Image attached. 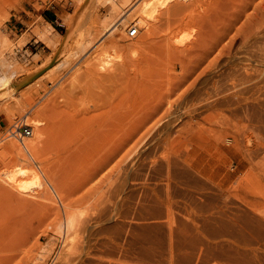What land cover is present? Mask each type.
Masks as SVG:
<instances>
[{
    "label": "rangeland",
    "instance_id": "374dc122",
    "mask_svg": "<svg viewBox=\"0 0 264 264\" xmlns=\"http://www.w3.org/2000/svg\"><path fill=\"white\" fill-rule=\"evenodd\" d=\"M112 1L0 0V264H264V0L169 13L165 68L169 14Z\"/></svg>",
    "mask_w": 264,
    "mask_h": 264
},
{
    "label": "bare ground",
    "instance_id": "6f19581e",
    "mask_svg": "<svg viewBox=\"0 0 264 264\" xmlns=\"http://www.w3.org/2000/svg\"><path fill=\"white\" fill-rule=\"evenodd\" d=\"M115 1V0H114ZM114 1H112L113 2V5L112 6H114L115 7V3H114ZM124 0H122V2H123ZM126 1V3L127 2H129L130 0H125ZM124 1V2H125ZM138 2V1H137ZM120 3V2H119ZM133 3V2H132ZM197 3H198V1H197ZM200 3V2H199ZM115 4V5H114ZM125 4V3H124ZM123 4V5H124ZM194 4H195V0H141V3H139V7L137 8V16H138V18H137V24L139 25V27L141 28V27H146V29H147V32H148V30L151 28L150 26L153 24V22H152V19L154 18V16H156V15H154L155 13L156 14H159V15H161L162 13H164V14H166V15H168L169 13H172V11H180V10H183L184 11V9H187V8H190L192 5L194 6ZM136 5V4H135ZM138 6V4L135 6V7H137ZM259 6H260V4H259ZM194 8V7H193ZM193 8H191V10L193 9ZM258 8V7H257ZM261 8H262V6H261ZM131 9V8H130ZM133 10V9H132ZM188 10V9H187ZM190 10V11H191ZM189 11V10H188ZM76 12V11H75ZM187 12V11H186ZM192 12V11H191ZM191 12H188V13H186V14H184L183 12V14H182V16L180 17H172L173 15L172 14H169V16L166 18V23L164 24L165 25V27L164 28H162V29H160V27H158V29L159 30H157V31H159V32H162V35L160 36V40H158V42L156 41V43H158L157 44V46H156V44L154 45L155 46V50L153 51V57H154V59H156L157 58V60H159L158 62H159V66H161V65H163V67L165 68L166 66H167V62H169V60H168V58H170V56L171 55H173V54H176V53H178V52H183V51H186V47L188 46V42H187V40H186V38L184 37H181V36H179L178 34H180L181 33V31H179L180 29H181V27H184L183 25H181V24H183V21L184 20H189V18H188V16H190V15H192L191 14ZM126 13V12H125ZM179 14H180V12H178ZM178 14V15H179ZM124 15L125 14H123L122 16L124 17ZM170 15H172L171 17L172 18H176V19H174V20H171L172 18L170 17ZM73 16V15H72ZM74 17H76V16H74ZM73 17V18H74ZM157 18H158V16H157ZM186 18V19H185ZM191 18V17H190ZM262 19H264V16H262L261 17ZM260 18V19H261ZM156 19V18H155ZM155 19H153V20H155ZM193 19V18H192ZM123 20V19H122ZM157 20V19H156ZM66 23H67V31H66V34H65V36L68 38V37H70V35L71 34H73V33H71V31H72V28H74L72 25H73V22H72V20L69 18H66ZM164 22V21H163ZM190 22V21H189ZM193 22V21H192ZM117 23V21L116 22H114V24L113 25H111V28H109L110 30L111 29H114L115 28V24ZM185 23H186V21H185ZM185 23H184V25H185ZM162 24V23H161ZM163 25V24H162ZM181 25V26H180ZM131 26V27H130ZM135 27V28H137V26L136 25H129L128 26V28H127V35H128V37H134V36H130L129 34H128V32H129V29H131L132 27ZM153 26V25H152ZM156 26V25H155ZM159 26H161V25H159ZM179 26H180V29L178 30L180 33H177L178 31H177V28H179ZM130 27V28H129ZM156 28V27H155ZM137 30H138V28H137ZM74 31V30H73ZM191 31V30H190ZM158 33V32H157ZM189 33H191V32H189ZM188 33V34H189ZM35 34H37V36H39L40 34L38 33V32H35ZM39 34V35H38ZM137 34V33H136ZM158 35V34H157ZM41 36V35H40ZM136 36V35H135ZM159 36V35H158ZM41 38L42 39H45V40H47V36H41ZM95 38V37H94ZM158 39V38H157ZM93 42V39H90V40H87V41H85V42H82V46L85 48V47H87V46H89L91 43ZM174 56V55H173ZM156 57V58H155ZM156 60V61H157ZM156 63V62H155ZM172 64V63H171ZM162 67V66H161ZM7 85H8V80H6V81H4L3 83H2V86L0 87V89H7L6 87H7ZM10 88V87H9ZM1 91V90H0ZM4 91V90H3ZM28 113V112H27ZM32 113V112H31ZM28 115V114H27ZM26 114L24 115V117H23V119L25 120L26 118H28V116H27ZM32 118V117H31ZM28 119H30V118H28ZM23 120V121H24ZM28 121V120H27ZM31 121V120H30ZM39 120H36V122H34V123H32V125H33V127H31V133H30V135L32 134V128L33 129H35V128H37V126L39 125V124H41L42 122L41 121H39ZM25 122V121H24ZM26 123V122H25ZM30 123V122H29ZM102 123V122H101ZM27 124H28V122H27ZM31 125V126H32ZM102 125V124H101ZM105 125V124H104ZM100 126V125H99ZM98 126V127H99ZM101 127V126H100ZM133 128V127H132ZM131 128V129H132ZM130 129V130H131ZM7 130H9V128L7 129ZM133 130L134 131H136L135 130V128H133ZM133 130H131V131H133ZM131 131H130V139H131V137L133 138V133H131ZM8 133V136H12V137H16L17 139H18V141L20 142V144L24 147V149H25V151L27 152V154L29 155V156H31V158L32 159H34L33 158V155L31 154V152L29 151V149L27 148V146H25V144H24V142H23V139L24 138H26V137H29L28 135L27 136H21V137H19V136H17V135H12L10 132H7ZM145 133H147V131H145ZM145 136V135H144ZM127 138H128V135H127ZM130 139H128V140H126V144H127V146H129L128 144H129V141H130ZM2 140V139H1ZM139 140V139H138ZM132 141V142H131ZM131 141H130V146H129V149L130 150H128V152L126 153V154H128L129 155V152L131 151H134V149L136 148V146H138V144H139V142L140 141H135V140H133V139H131ZM115 142V141H114ZM121 142V141H120ZM119 142H116L115 144L118 146L119 145V148L121 147V146H123V144L122 143H119ZM122 144V145H121ZM15 147H16V149L17 150H20V147L19 146H17V144H13ZM115 145L113 144V147H114ZM117 146H115V149L117 148ZM116 150H119V149H116ZM127 150V149H126ZM130 152V153H131ZM116 153V152H115ZM133 153V152H132ZM115 155V154H114ZM125 155V154H124ZM132 155V154H131ZM126 156V155H125ZM125 156H124V158H125ZM130 156V155H129ZM111 157H113V156H111ZM132 158V157H131ZM114 159H116V157H114ZM120 159V158H119ZM130 159V158H129ZM123 160V158L121 159V161ZM127 160V159H126ZM109 161H111V160H109ZM123 162V161H122ZM115 163V162H114ZM120 163V162H119ZM113 166H117V165H114L113 164ZM19 172H20V174H22V175H24V174H27L26 173V171L24 170V169H22V168H20L19 169ZM31 175H33L34 177H36V178H40V174H38L37 172H31ZM14 177H15V174H11V180L13 181V179H14ZM22 180L23 179H20L19 181H21V184L19 185V186H16V190L17 191H19V194H21L22 193V189H24V188H26L27 189V184L23 181V183H22ZM31 181H33V178L32 179H30V182ZM40 181V180H39ZM46 181L48 182V180L46 179ZM37 182V181H36ZM41 182V181H40ZM7 183H11V181L9 180V182H7ZM28 184H32V183H34V181L32 182V183H29V182H27ZM42 183V182H41ZM16 185H18V184H16ZM33 185H36V184H33ZM29 186V185H28ZM22 188V189H21ZM29 188V187H28ZM34 188V187H33ZM51 188H53L52 186H51ZM20 189H21V193H20ZM26 189H24V190H26ZM28 190V189H27ZM31 190H32V188H31ZM66 225H67V228L68 229H72V226H73V221H72V218L70 217V216H67V218H66ZM67 229V230H68ZM70 232V231H69ZM68 237H70V235H69V233H68V235H67ZM68 242H67V244H72V240H67ZM239 241V240H238Z\"/></svg>",
    "mask_w": 264,
    "mask_h": 264
},
{
    "label": "built area",
    "instance_id": "2783aa9c",
    "mask_svg": "<svg viewBox=\"0 0 264 264\" xmlns=\"http://www.w3.org/2000/svg\"><path fill=\"white\" fill-rule=\"evenodd\" d=\"M136 33H137V28H135L134 26L131 29H129L128 34L130 36H135ZM8 132H10L12 135H17L19 137H21V136L23 137V136H27V135L30 136L31 126L28 124H25L22 119H16L10 125Z\"/></svg>",
    "mask_w": 264,
    "mask_h": 264
},
{
    "label": "crops",
    "instance_id": "0c3cea01",
    "mask_svg": "<svg viewBox=\"0 0 264 264\" xmlns=\"http://www.w3.org/2000/svg\"><path fill=\"white\" fill-rule=\"evenodd\" d=\"M50 22H52V20Z\"/></svg>",
    "mask_w": 264,
    "mask_h": 264
}]
</instances>
